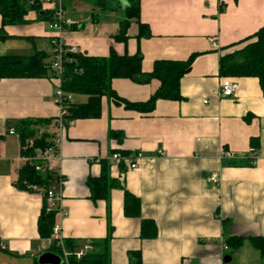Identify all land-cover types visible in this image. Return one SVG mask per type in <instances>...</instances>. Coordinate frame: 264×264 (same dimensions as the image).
Here are the masks:
<instances>
[{"label": "crops", "instance_id": "obj_1", "mask_svg": "<svg viewBox=\"0 0 264 264\" xmlns=\"http://www.w3.org/2000/svg\"><path fill=\"white\" fill-rule=\"evenodd\" d=\"M30 1H38L42 13L54 9L45 0ZM63 4L65 19L72 22L63 40L82 54L107 57L112 48L119 55L140 51L144 73H151L158 60L196 57L181 81V100H159L152 113L143 114L105 97L99 118L79 119L67 127L60 163L66 216L56 222L62 239L74 241L77 251L98 243L89 253H108L109 264H129L132 251L142 253L143 264H264L250 242L264 237V90L258 79L240 78L234 80L237 93L223 98L219 74L221 57L264 27V0H140L141 22L151 36L138 41L139 27L132 21L127 42L114 40L125 20L126 0H107L105 9L94 0ZM116 10L121 12L117 17ZM42 13L30 11L24 25L4 30L0 16V35L8 36L0 39V55L51 54L55 33ZM59 85L53 76L0 80V264H38L45 253L37 252L44 192L17 187L22 147L8 123L51 119L40 133L55 138ZM112 87L120 98L140 103L151 98L160 82L114 79ZM87 100L84 95L73 98L78 104ZM252 141L258 142L255 166L249 164ZM223 150L232 157L221 158ZM114 153H140L142 158L131 169L113 162ZM97 159L106 163L109 178L121 184L111 188L107 200L94 201L87 185L89 178L103 173ZM125 190L141 200L142 217L156 223L155 239H141L140 219L125 217ZM234 237L245 239L242 248L224 250ZM228 256L231 261L225 263Z\"/></svg>", "mask_w": 264, "mask_h": 264}, {"label": "trees", "instance_id": "obj_2", "mask_svg": "<svg viewBox=\"0 0 264 264\" xmlns=\"http://www.w3.org/2000/svg\"><path fill=\"white\" fill-rule=\"evenodd\" d=\"M94 1L99 9H105L107 0ZM126 2L125 20L120 23L119 33L114 36V40L117 42L128 41V29L132 21H136L139 27L137 40L149 38L151 31L148 25L141 22L140 0H126ZM35 10L42 13L38 1L0 0L2 30L7 26L24 25L27 22L26 16L30 11ZM41 18L52 22L54 12L45 11L41 14ZM6 38L8 36L0 35V39ZM235 45H241V48L231 54L222 56L220 59V76L223 80L256 78L264 90V27ZM72 57L74 60L65 64L62 89L74 96H88V100L82 104L71 103L66 116L67 121L99 118L102 112V99L105 97L110 98L117 105H123L126 109L143 114L152 113L159 100H181V81L191 71L196 54L186 61L158 60L155 62L151 73L143 72V56L140 51L134 55H119L112 48L107 57H94L81 52ZM52 62V54L45 51L36 52L31 56L0 55V80L7 78L42 79L50 76L56 77L52 71ZM80 70H83V73H79ZM114 79H130L138 84H147L156 79L160 82V87L148 101L133 103L117 95L112 87ZM51 124V119H26L8 123V126L14 128L20 135L22 156L32 155L36 149H46L52 146L54 136L46 131L40 133V129H46ZM31 139L34 141L33 147L25 153L23 147L27 140ZM252 144L256 148L258 142L252 141ZM124 164L121 163L123 166ZM51 180L52 175H42L35 171L33 166L26 164L19 171L16 185L21 190L29 192L41 190L44 192L49 188ZM87 185L94 201L109 199L111 188L121 186L118 181L109 178L104 162L101 177L89 178ZM124 215L127 218L140 219L141 239H155L158 236L159 230L156 223L142 217L141 200L128 190H125L124 194ZM56 222V212L47 210L46 200L43 197V209L38 222V232L41 240L52 237ZM108 242L109 239H106L102 244L106 247ZM244 242V238L234 237L227 241V246L231 251H236L242 248ZM250 242L264 257V237L250 238ZM64 244L68 251L73 253L77 251V244L74 241L64 240ZM91 245L96 246L98 243ZM49 251L61 255L60 249L55 246L51 247ZM128 258L129 264H143L140 251L129 252ZM70 262L71 264H109L110 257L106 252H88L81 259H77L75 256L71 257Z\"/></svg>", "mask_w": 264, "mask_h": 264}, {"label": "built area", "instance_id": "obj_3", "mask_svg": "<svg viewBox=\"0 0 264 264\" xmlns=\"http://www.w3.org/2000/svg\"><path fill=\"white\" fill-rule=\"evenodd\" d=\"M47 4L54 5V20L49 22V28L55 33V36L51 40V54H52V71L54 72L56 78L60 81V85L55 93L54 101L59 107L60 114L59 117L53 123L55 128L52 146L46 149H36L32 155L22 156L24 165L29 164L34 167L35 171L42 175L50 174L52 175V180L49 188L44 191V197L47 204L48 211H54L57 214V218H63L66 216V212L62 207L63 199V187L65 179L61 174L60 163L62 160L61 153V144L62 136L67 129V127L73 121H67L66 116L68 115V109L73 103V94L66 93L62 89V76L65 72V64L67 62H72L74 59L72 56H75L80 53L79 49L76 46H70L65 44L63 40V35L66 30L72 25V22L68 19H65V8L63 0H45ZM212 46L216 47L215 39H212ZM79 73H83V70H80ZM239 89V85L236 81L231 79H225L221 82L220 85V96L223 98L233 97ZM11 135H20L14 130L9 131ZM34 144L33 139L27 140L26 144L23 147V151L26 153L32 149ZM251 155L250 164L255 166L258 161V150L255 147H251L249 150ZM221 158H231L232 154L223 150L221 152ZM142 158L140 153L133 155H122L121 153H114L111 160L113 162H123L127 164L131 169L138 168V161ZM96 162L100 163L101 160L97 159ZM212 181L214 184H218L217 175L212 176ZM36 189V188H33ZM60 226L56 223L53 229V235L51 238L42 240V243L38 246L37 252H48L49 249L55 246L57 249H60L61 255H59L64 264H71V257L75 256L77 259L84 257L90 250H92V245L88 244L84 248L76 252H70L65 248L64 240L60 235ZM5 249L4 246H2ZM224 250H228L226 244L223 245Z\"/></svg>", "mask_w": 264, "mask_h": 264}, {"label": "water", "instance_id": "obj_4", "mask_svg": "<svg viewBox=\"0 0 264 264\" xmlns=\"http://www.w3.org/2000/svg\"><path fill=\"white\" fill-rule=\"evenodd\" d=\"M230 261L231 257L228 256L225 258V263H229ZM37 262L38 264H62L63 260L59 255H56L55 253L45 252L38 257Z\"/></svg>", "mask_w": 264, "mask_h": 264}, {"label": "rangeland", "instance_id": "obj_5", "mask_svg": "<svg viewBox=\"0 0 264 264\" xmlns=\"http://www.w3.org/2000/svg\"><path fill=\"white\" fill-rule=\"evenodd\" d=\"M121 2V1H120ZM120 8V5L119 4H117L116 5V9H119ZM116 13L114 14L115 15V17H117V16H119V14L121 13L120 11H118V10H116L115 11Z\"/></svg>", "mask_w": 264, "mask_h": 264}]
</instances>
